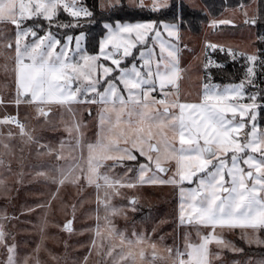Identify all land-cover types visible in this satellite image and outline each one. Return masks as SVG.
Instances as JSON below:
<instances>
[{"label":"rangeland","instance_id":"rangeland-1","mask_svg":"<svg viewBox=\"0 0 264 264\" xmlns=\"http://www.w3.org/2000/svg\"><path fill=\"white\" fill-rule=\"evenodd\" d=\"M121 1L98 0V8ZM123 1L154 10L169 3ZM59 9L88 16L81 0H0V264H264L242 256L264 246L256 0L198 34L171 23L106 24L90 55L81 53L82 36L59 44L40 33L36 20ZM212 49L243 55L245 82H206ZM161 93L179 103H160ZM209 110L220 125L212 139L244 148L213 146L229 165L218 186L201 183L214 169L198 171L189 159L198 153L181 143L192 135L184 125L203 128L199 116Z\"/></svg>","mask_w":264,"mask_h":264},{"label":"trees","instance_id":"trees-1","mask_svg":"<svg viewBox=\"0 0 264 264\" xmlns=\"http://www.w3.org/2000/svg\"><path fill=\"white\" fill-rule=\"evenodd\" d=\"M88 11L84 18H73L59 9L53 19L45 21L38 19L35 24L40 33H47L59 44L67 39L73 40L82 36L83 54H96L99 41L104 35L106 24L115 22H153L155 28L163 23L176 24L180 31L198 34L202 26L210 19L219 16L225 9H241L251 0H198L201 8H193L188 0H169L167 6L159 9L146 7H130L122 0L118 5L101 11L98 0H81ZM254 46L256 59L254 61V76L252 88L257 104L264 105V0H256ZM151 38V37H150ZM212 63L205 69L204 80L219 85L226 83L245 82L246 59L243 55L227 51L214 50L209 54ZM264 239V229H260ZM242 256L251 253L264 258V246L256 249H242Z\"/></svg>","mask_w":264,"mask_h":264},{"label":"snow or ice","instance_id":"snow-or-ice-1","mask_svg":"<svg viewBox=\"0 0 264 264\" xmlns=\"http://www.w3.org/2000/svg\"><path fill=\"white\" fill-rule=\"evenodd\" d=\"M233 111H235V109H233ZM217 115L218 114L215 110L207 111L203 116H199V122L203 125V128L189 127L186 124L184 125L185 132L191 133L192 135H181V143L189 145L198 153L195 157L189 158L190 160L195 161L198 171L203 172L208 169H214L208 171L207 179L201 181V183L207 184L208 181L211 180L213 181L214 186H218L221 182L224 181L225 172L229 165L227 161L221 160L218 156H216L215 152H213V146H215L217 150H224L226 154L228 152L236 153L244 151V148L240 145L239 140L235 141V148L224 149L223 140L220 136H216L215 139H212V136L215 135L216 129L220 127L216 120ZM219 120H223L222 115L219 116ZM221 135L225 136L228 139L231 138L230 134L227 133H222ZM193 136L195 138H193ZM201 140L203 141V145L201 144ZM206 154L211 158H206ZM237 159L238 157L235 154L232 155V166L235 165ZM191 194H194V192Z\"/></svg>","mask_w":264,"mask_h":264},{"label":"built area","instance_id":"built-area-1","mask_svg":"<svg viewBox=\"0 0 264 264\" xmlns=\"http://www.w3.org/2000/svg\"><path fill=\"white\" fill-rule=\"evenodd\" d=\"M158 101L160 103H167V104H169V103L178 104L179 103L178 101H176V102L175 101H173V102L167 101V98H166V96L163 93L159 94V100ZM13 104L17 105V103H13ZM0 105H5V103H4V101H3V99L1 97H0ZM8 118H9V122L12 125L13 128L19 129V128L22 127V122L18 118H15L13 116H8Z\"/></svg>","mask_w":264,"mask_h":264},{"label":"water","instance_id":"water-1","mask_svg":"<svg viewBox=\"0 0 264 264\" xmlns=\"http://www.w3.org/2000/svg\"><path fill=\"white\" fill-rule=\"evenodd\" d=\"M254 24V21H251V25H253ZM37 36V34L34 32V31H32L31 32V34H30V38L31 39H33V38H35ZM213 50H211V52H212ZM168 109H166V111H167ZM48 114V112H45V115H47ZM214 152V151H213ZM206 157L207 158H210L207 154H206ZM157 171H159L160 173H162L163 175H165L166 173H167V169L165 168V167H162V166H157L156 168H155ZM250 175H251V173L250 172H247L246 173V176L247 177H250ZM131 203H133L134 202V199H132L131 201H130ZM65 229H70V224L68 223L67 225H65Z\"/></svg>","mask_w":264,"mask_h":264},{"label":"crops","instance_id":"crops-1","mask_svg":"<svg viewBox=\"0 0 264 264\" xmlns=\"http://www.w3.org/2000/svg\"><path fill=\"white\" fill-rule=\"evenodd\" d=\"M194 1H195V0H188V3H189L190 5H193L192 2H194ZM190 2H191V3H190ZM200 8H201V6H200ZM197 9H198V8H197ZM225 10H228V9H225ZM225 10H224L221 14H223V13L225 12ZM214 18H216V17H214ZM210 19H211V18H210ZM210 19H209V20H210ZM209 20H208V21H209ZM206 24H207V23H205V25H206ZM219 25H220V26H224V25H222V24H220V23H219ZM212 50H214V49H212ZM22 96H24V95H22ZM162 104H167V103H162ZM169 104H171V103H169ZM11 126H12V125H11ZM14 129H15V128H14ZM19 129H20V128H19Z\"/></svg>","mask_w":264,"mask_h":264}]
</instances>
